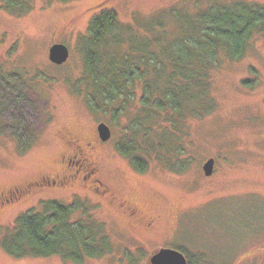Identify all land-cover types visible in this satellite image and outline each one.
I'll return each instance as SVG.
<instances>
[{
	"label": "rangeland",
	"instance_id": "374dc122",
	"mask_svg": "<svg viewBox=\"0 0 264 264\" xmlns=\"http://www.w3.org/2000/svg\"><path fill=\"white\" fill-rule=\"evenodd\" d=\"M211 1L230 0H0V65L4 74L13 75V86L0 81V100L4 95L16 98L0 114V193L58 168L56 159L64 149L58 131L96 137V125L104 121L111 137L96 145L100 179L146 212L160 215L151 231L136 230L137 241L130 240L129 223L78 184L65 192L39 189L0 206V237L20 214L39 210L43 201H77L93 219L104 222L112 253L75 263L56 255L16 258L0 247V264H146L149 250L160 247L182 249L191 264H264L261 34L252 35L240 58L223 57L213 70L215 107L208 115L187 122L188 133L182 137L185 154L180 157L187 161V168L180 172L155 160H150L144 172L136 170L115 147L132 110L114 121L108 114L90 110L84 96L73 88L83 72L80 41L100 6L113 8L122 22L135 24V19L162 9L185 6L194 10ZM246 1L264 4V0ZM55 42L69 49L68 59L60 65L48 58V48ZM28 136L34 139L25 149L22 142ZM208 157L215 159L210 176L201 169ZM83 207L71 219L85 217ZM124 243L139 246L126 253L121 250Z\"/></svg>",
	"mask_w": 264,
	"mask_h": 264
},
{
	"label": "trees",
	"instance_id": "16d2710c",
	"mask_svg": "<svg viewBox=\"0 0 264 264\" xmlns=\"http://www.w3.org/2000/svg\"><path fill=\"white\" fill-rule=\"evenodd\" d=\"M134 22H122L106 6L91 15L80 41L83 72L73 88L90 110L114 121L132 110L115 147L136 170L144 172L155 160L180 172L187 168L180 158L185 154L187 122L215 107L213 70L223 57L240 58L254 33L264 37V4L230 0L194 10L174 6ZM11 76L0 65V81L8 87L13 86ZM15 99L1 97L0 114ZM33 139L28 136L23 148ZM83 206L77 201H43L39 210L17 217L0 237V247L16 258L56 255L75 263L111 254L104 222L93 219ZM81 207L85 217L71 219Z\"/></svg>",
	"mask_w": 264,
	"mask_h": 264
},
{
	"label": "flooded vegetation",
	"instance_id": "af4514ba",
	"mask_svg": "<svg viewBox=\"0 0 264 264\" xmlns=\"http://www.w3.org/2000/svg\"><path fill=\"white\" fill-rule=\"evenodd\" d=\"M95 135L96 137L80 138L68 129L58 131V137L64 144V149L56 159L58 168L10 186L0 193V206L9 201L20 200L39 189L49 188L65 192L71 186L78 184L83 191L96 197L98 202L104 204L116 216L129 223L131 227L129 231L132 233L130 240L137 241L136 238L138 237L134 234L136 230L151 231L160 215L146 212L129 196L100 179L95 149L96 145L102 141L99 139L97 130ZM138 246L139 243H134L131 248L130 245L124 243L121 250L123 252L131 251ZM154 249L149 250V253ZM186 258L188 264H191L190 259ZM127 259L128 256L125 255L124 262H127ZM146 264H150L148 257Z\"/></svg>",
	"mask_w": 264,
	"mask_h": 264
},
{
	"label": "water",
	"instance_id": "95a60500",
	"mask_svg": "<svg viewBox=\"0 0 264 264\" xmlns=\"http://www.w3.org/2000/svg\"><path fill=\"white\" fill-rule=\"evenodd\" d=\"M69 56L68 47L61 42L52 43L48 48V58L56 65L63 64ZM97 134L102 142L107 141L111 137V129L109 125L100 121L96 125ZM215 159L208 157L202 164V173L210 176L213 173ZM150 264H188L187 258L183 252L171 247H160L152 251L149 256Z\"/></svg>",
	"mask_w": 264,
	"mask_h": 264
}]
</instances>
